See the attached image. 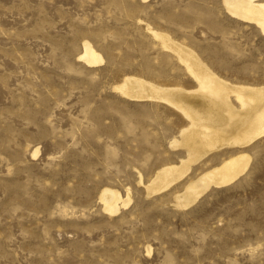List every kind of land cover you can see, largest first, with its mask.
Listing matches in <instances>:
<instances>
[{
  "label": "rangeland",
  "instance_id": "374dc122",
  "mask_svg": "<svg viewBox=\"0 0 264 264\" xmlns=\"http://www.w3.org/2000/svg\"><path fill=\"white\" fill-rule=\"evenodd\" d=\"M146 26L219 78L264 86V35L223 0H0V264H264V137L236 184L186 209L137 185L184 156L171 142L187 121L113 86H196ZM84 41L103 57L94 68ZM105 187L130 188L115 215Z\"/></svg>",
  "mask_w": 264,
  "mask_h": 264
},
{
  "label": "bare ground",
  "instance_id": "6f19581e",
  "mask_svg": "<svg viewBox=\"0 0 264 264\" xmlns=\"http://www.w3.org/2000/svg\"><path fill=\"white\" fill-rule=\"evenodd\" d=\"M223 6L230 16L264 35V0H223ZM145 29L175 54L195 88L163 87L134 76H125L113 88L133 101L171 106L187 121L171 142L172 148L184 152L178 163L158 169L147 181L139 172L137 175V185H143L148 196L174 190L171 204L186 209L207 191L234 185L248 172L252 160L249 146L264 137V86L238 85L219 78L189 48L148 26ZM78 60L94 68L103 57L84 41ZM206 161L208 165H204ZM197 166L202 170L199 173ZM130 194L129 187L124 196L105 187L98 202L106 214L115 215L128 205Z\"/></svg>",
  "mask_w": 264,
  "mask_h": 264
}]
</instances>
